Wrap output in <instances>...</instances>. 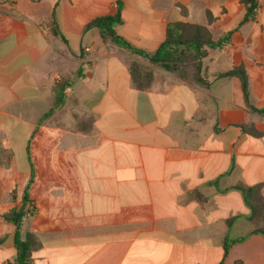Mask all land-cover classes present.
Wrapping results in <instances>:
<instances>
[{
  "label": "crops",
  "instance_id": "1",
  "mask_svg": "<svg viewBox=\"0 0 264 264\" xmlns=\"http://www.w3.org/2000/svg\"><path fill=\"white\" fill-rule=\"evenodd\" d=\"M258 3L242 24L241 0L0 1V264L16 257V228L4 215L22 206L29 143L34 211L23 231L37 238L33 264H219L227 234L246 238L223 264H264V236L251 234L257 223L237 188L264 196ZM118 11L115 34L149 54L179 22L230 40L206 48L199 72L182 61L165 69L88 28ZM134 60L153 73L145 89L132 79ZM241 66L249 103L241 78L225 76ZM61 78L71 83L65 103L40 122Z\"/></svg>",
  "mask_w": 264,
  "mask_h": 264
},
{
  "label": "trees",
  "instance_id": "2",
  "mask_svg": "<svg viewBox=\"0 0 264 264\" xmlns=\"http://www.w3.org/2000/svg\"><path fill=\"white\" fill-rule=\"evenodd\" d=\"M0 1L10 2L12 0ZM241 4L244 5L247 10L245 19L242 22V24H244L245 22H248L251 19L255 18V12L259 6V3L258 0H241ZM211 20L212 19L209 18V22ZM121 22L122 19L120 11H118V13L114 16H104L93 21L88 25V28L94 25L97 26L104 41L111 39L115 44L119 45L123 49L135 54L138 57H145L149 59L152 64L162 66L165 69L170 68L171 62L182 61L190 62L194 66L196 71L199 72L201 62L207 54L206 48L209 47L222 49L230 40V35L227 34L215 41L212 39V35L208 27L179 22L168 27L164 43L154 54H149L145 51L137 49L128 41L115 34L113 27L117 24H120ZM181 47H191L195 51L194 55L185 56L183 53L179 55V48ZM130 71L132 79L137 84V87L139 89H145L153 80V73L151 71L143 70L140 63L136 60L131 63ZM231 75H237L241 78L245 99L247 103H249V82L244 67L241 66L234 68L233 71L225 74V76ZM82 76V70L79 69L78 77L81 78ZM70 86L71 83L69 81L56 84L57 95L55 102L51 109L44 114L40 122H43L46 118L53 115L56 110L60 109L64 105V91L67 87ZM251 109L255 110L252 107ZM258 111L264 113V109ZM80 127L81 130H86L88 128V123L80 124ZM248 128L254 136L260 135L253 128ZM27 152L31 167V176L21 197L22 206L20 208H13L4 215V219L7 222L12 223L16 228L14 235L16 257L13 264H33L32 253L35 246L37 245V238L35 234L23 231V221L24 218L28 215L25 207L30 202L28 194L32 184L34 183V166L30 159V143L28 144ZM237 188L242 191L247 205L251 211V215L249 217L250 220L257 223V228L251 234H261L264 236V196L260 194L257 187L238 186ZM12 197L13 199L16 198L15 192L12 194ZM231 223L232 220L228 222L229 226L231 225ZM245 238L246 237L231 239L230 235L227 234L223 242V260L219 264H223V261L228 256L232 246L238 242L243 241Z\"/></svg>",
  "mask_w": 264,
  "mask_h": 264
},
{
  "label": "built area",
  "instance_id": "3",
  "mask_svg": "<svg viewBox=\"0 0 264 264\" xmlns=\"http://www.w3.org/2000/svg\"><path fill=\"white\" fill-rule=\"evenodd\" d=\"M256 11H257V9H256ZM26 211H27V214H28V215H30V214L33 213L34 208H33L32 204H28V205L26 206Z\"/></svg>",
  "mask_w": 264,
  "mask_h": 264
},
{
  "label": "rangeland",
  "instance_id": "4",
  "mask_svg": "<svg viewBox=\"0 0 264 264\" xmlns=\"http://www.w3.org/2000/svg\"><path fill=\"white\" fill-rule=\"evenodd\" d=\"M141 66H142V68H143V70H147V71H149L148 69H147V67H144L142 64H140ZM66 81H70L69 79H63V78H61V79H59V83H65ZM88 126H89V124H88Z\"/></svg>",
  "mask_w": 264,
  "mask_h": 264
}]
</instances>
